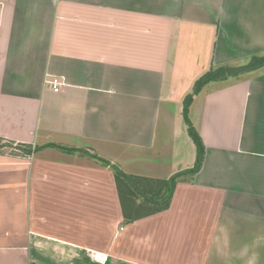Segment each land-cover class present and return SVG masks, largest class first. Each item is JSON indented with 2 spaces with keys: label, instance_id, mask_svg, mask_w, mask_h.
I'll use <instances>...</instances> for the list:
<instances>
[{
  "label": "crops",
  "instance_id": "1",
  "mask_svg": "<svg viewBox=\"0 0 264 264\" xmlns=\"http://www.w3.org/2000/svg\"><path fill=\"white\" fill-rule=\"evenodd\" d=\"M255 55L264 0H0V264H264V66L193 96L167 205L111 167L165 197L183 99Z\"/></svg>",
  "mask_w": 264,
  "mask_h": 264
},
{
  "label": "trees",
  "instance_id": "2",
  "mask_svg": "<svg viewBox=\"0 0 264 264\" xmlns=\"http://www.w3.org/2000/svg\"><path fill=\"white\" fill-rule=\"evenodd\" d=\"M264 66V55H255L252 56L249 61L240 66H229V65H224V66H219L215 69H210L203 75H201L194 83L192 92L187 94L185 98L183 99V109H182V116L183 120L186 124V130L188 136L191 138L193 141L195 148H196V157H195V162L192 168L178 172L174 175H172L167 181H165V189L167 190L166 196L164 197L165 199V205L168 203V199L172 193L173 186L175 184L176 178L180 176L181 174L189 173V174H194L196 173L203 161V156H204V145L201 140L200 135L198 134L197 130L191 123L189 116H188V108L192 102L193 96L197 94L201 88L208 82L210 81H217V80H223L231 76H237L241 73L248 72L250 70H253L255 68ZM102 162V161H101ZM104 164L109 165L108 162L103 161ZM112 169L114 170L115 177L117 180V183L120 185L121 181L119 182V179H123L124 181L127 180L129 181L130 175L125 174L116 166H111Z\"/></svg>",
  "mask_w": 264,
  "mask_h": 264
},
{
  "label": "rangeland",
  "instance_id": "3",
  "mask_svg": "<svg viewBox=\"0 0 264 264\" xmlns=\"http://www.w3.org/2000/svg\"><path fill=\"white\" fill-rule=\"evenodd\" d=\"M154 162H159V159H154ZM164 161L167 159L164 158ZM153 162V161H152ZM130 169L136 168L137 170H140L139 172H148V166H146L144 163H136V162H131L128 164ZM147 167V168H146ZM153 167V166H152ZM159 168V166H158ZM156 169V167H154ZM121 170V169H120ZM131 177L129 178L130 180H123L119 179L120 186H121V191H122V196L123 199H128L131 209L130 212L131 214L133 213V208L136 207L137 202L139 201L141 205H149L151 207H161L164 204V197L162 196V190L163 186L160 183V181L164 180H156V179H151V178H141L136 175L129 174ZM163 183V182H162ZM146 209V208H145ZM135 210V209H134ZM136 211L139 213V209H136Z\"/></svg>",
  "mask_w": 264,
  "mask_h": 264
},
{
  "label": "built area",
  "instance_id": "4",
  "mask_svg": "<svg viewBox=\"0 0 264 264\" xmlns=\"http://www.w3.org/2000/svg\"><path fill=\"white\" fill-rule=\"evenodd\" d=\"M50 84L52 85L54 91H57V86L59 85V82L57 79H53ZM33 148L31 150V152L29 153L28 157L31 158L33 155ZM91 259L95 262H102L106 259V255L105 254H101V253H97V252H91L90 253Z\"/></svg>",
  "mask_w": 264,
  "mask_h": 264
}]
</instances>
